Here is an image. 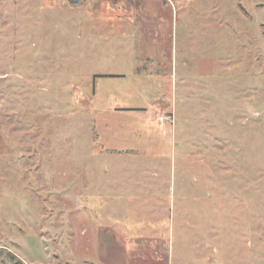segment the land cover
Returning <instances> with one entry per match:
<instances>
[{
    "label": "rangeland",
    "instance_id": "rangeland-1",
    "mask_svg": "<svg viewBox=\"0 0 264 264\" xmlns=\"http://www.w3.org/2000/svg\"><path fill=\"white\" fill-rule=\"evenodd\" d=\"M72 1L0 0V264H264V0Z\"/></svg>",
    "mask_w": 264,
    "mask_h": 264
},
{
    "label": "crops",
    "instance_id": "crops-1",
    "mask_svg": "<svg viewBox=\"0 0 264 264\" xmlns=\"http://www.w3.org/2000/svg\"><path fill=\"white\" fill-rule=\"evenodd\" d=\"M124 2V1H131L132 4L131 5V9L129 11L126 10V14L127 15H123L121 13V8L119 7L120 5H117V8H112L111 5H109L108 3H101L99 5V8H100V11H102V13H107L108 12H112L111 14H114L115 18H119V17H129V18H132L133 19V24H136L138 30L144 34L146 36V39L148 40V38H152L153 40V44L157 45V44H160V42H163V41H166V37L164 36V33L162 32L161 29H167L166 30V34L168 36V38L172 39V36H170V28L172 27L173 23H174V19H175V16L177 15V7L175 6L174 2L172 0H164V2L166 1V3H159L161 0H155V2L157 3L158 2V5H157V8H160L161 10L163 11H166V10H169L171 12V18L168 22H163V20H153V21H148V16L146 15V11H147V8H146V3H142L144 1H147V0H115V2ZM122 5V4H121ZM164 24V25H163ZM151 40V41H152ZM149 42V41H148ZM173 55H174V52L172 51H169V57L171 58V74L173 76V73H174V66L175 64L173 65ZM154 57V54L152 55ZM151 56V57H152ZM160 57H161V60H162V57H163V54L161 53L160 54ZM150 58V57H149ZM159 58V56H158ZM173 84V81L171 82ZM125 103V102H124ZM125 105H127V102L125 103ZM129 106H124V112H127L128 114H132V117H130L132 120H133V123H136L137 122H140V123H144L146 124L149 128H150V131H148L147 135L146 136H150L151 133H155L153 129V126H156L155 124L159 125L158 127L161 128L163 126H165V124H159L157 122H153V121H150V120H147L144 116L141 115V113L139 112H136L132 109H128ZM139 114L138 116H136L135 114ZM146 132V131H145ZM150 133V134H149ZM158 135H160V132L158 133ZM141 137L139 132L138 134H135L134 137ZM131 150V151H130ZM122 152H125V154H128V155H131V153H134V151L132 149H125L124 151ZM131 152V153H130ZM125 154H122V155H125ZM155 168H158V167H155ZM148 171V170H146ZM158 170L157 169H151L150 170V173L151 175L154 173H156ZM127 184L124 188H122V193L125 195V193H127L126 195H128V192H129V187H131V189L135 188V190H138L137 189V186L138 184L137 183H134V184H131V182H128V183H125ZM154 187H157L158 186V183H154L153 184ZM109 186H106V190ZM104 191L105 189H103V192L102 190L101 191H97V194L98 195H103L104 194ZM152 195V193H151ZM100 197V196H99ZM132 197H138L136 195L135 192H132ZM102 200L104 198V196H101ZM115 201H118L117 199H113V200H110L106 205H108L109 209L111 208V205H114V202ZM110 205V206H109ZM108 209V210H109ZM103 213H107V208L104 209V212ZM145 219H148V220H162V219H166V217H164L163 215H155V214H152L150 217H145ZM153 232H157L155 229L151 228L149 229ZM149 232V231H148ZM123 234H127V233H123ZM136 234V233H135ZM146 233H142L141 235H145ZM158 234V232H157ZM162 235V234H161ZM169 240V239H168ZM168 240L164 239V242H168ZM171 246V245H170ZM129 250L131 249V246L129 245ZM172 248H169V252ZM171 253V252H170ZM171 256V254H170ZM170 264V262H169ZM178 264H186V263H182V262H179Z\"/></svg>",
    "mask_w": 264,
    "mask_h": 264
},
{
    "label": "built area",
    "instance_id": "built-area-1",
    "mask_svg": "<svg viewBox=\"0 0 264 264\" xmlns=\"http://www.w3.org/2000/svg\"><path fill=\"white\" fill-rule=\"evenodd\" d=\"M161 118H162V117H161ZM164 118H165L166 120H171V121H172V115H170V114H169L168 116H165Z\"/></svg>",
    "mask_w": 264,
    "mask_h": 264
},
{
    "label": "trees",
    "instance_id": "trees-1",
    "mask_svg": "<svg viewBox=\"0 0 264 264\" xmlns=\"http://www.w3.org/2000/svg\"><path fill=\"white\" fill-rule=\"evenodd\" d=\"M72 2L75 4V1L74 0Z\"/></svg>",
    "mask_w": 264,
    "mask_h": 264
}]
</instances>
